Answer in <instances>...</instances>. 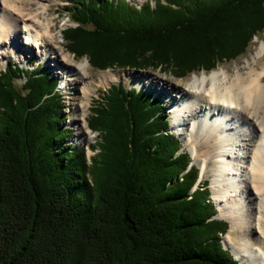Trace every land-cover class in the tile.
<instances>
[{
  "label": "trees",
  "instance_id": "1",
  "mask_svg": "<svg viewBox=\"0 0 264 264\" xmlns=\"http://www.w3.org/2000/svg\"><path fill=\"white\" fill-rule=\"evenodd\" d=\"M70 1L65 50L98 70L209 72L264 29V0ZM57 85L40 67L0 72V264H237L151 94L108 89L87 121L99 136L87 158L66 144Z\"/></svg>",
  "mask_w": 264,
  "mask_h": 264
},
{
  "label": "bare ground",
  "instance_id": "2",
  "mask_svg": "<svg viewBox=\"0 0 264 264\" xmlns=\"http://www.w3.org/2000/svg\"><path fill=\"white\" fill-rule=\"evenodd\" d=\"M53 1L0 0V58L20 51L24 54L18 43L21 34L29 50L42 49L41 60L46 53L52 54L48 59L59 67L62 80L67 74L64 89L69 91V108L77 115V137L85 142L90 139L84 129L94 83L132 77L144 84L154 82L151 88L158 94L168 90L171 100L179 95L173 116L177 113L175 122L187 133L184 146L191 148L201 174L208 167L215 169L212 192L218 217L230 225L227 247L241 264H264V41L232 73L218 68L192 75L183 85L166 79L160 84L149 76L125 71L89 75L87 61L75 62L59 49L52 32L54 19L48 14ZM238 120L242 124L239 134L234 125ZM238 146L241 154L235 151Z\"/></svg>",
  "mask_w": 264,
  "mask_h": 264
},
{
  "label": "rangeland",
  "instance_id": "3",
  "mask_svg": "<svg viewBox=\"0 0 264 264\" xmlns=\"http://www.w3.org/2000/svg\"><path fill=\"white\" fill-rule=\"evenodd\" d=\"M124 2L127 3L128 5L133 6L135 9L138 10L145 4H148L151 7H154L156 0H124ZM49 5L50 6H49L48 14L49 16H51V18L54 19V23L52 24V29H53L52 32L56 38V41L59 43V49L62 50L64 53L69 54L65 50V41L62 39V32L64 31L65 28L74 26V23L70 20V11H69V8L73 6V2H71L70 0H55L51 2ZM261 41H264V29L252 39L246 51L242 55H240L239 57H237L236 59L232 61L225 62L219 65L215 69L225 68L229 73H232L233 70L242 66L243 64H245L247 60L250 59V55L253 54L256 46H258ZM24 42H25L24 35L21 34L20 41L18 43L20 44V46L22 44V48L25 51L24 54H22L20 51L17 54L12 53L10 58L8 59H5L3 57L0 58V72H3L9 64L14 65L16 67H21L23 69H33L36 67L38 68L40 67L44 69L46 72L52 74L53 78L57 79L58 81V85L56 88L57 94L61 96L62 98V115L64 119L63 126L70 130V138L66 140V144L70 146H74V147H81L83 151L85 152V156L87 158H89L90 156H93L97 152L95 145H96V142L99 141V136L96 132H92L91 130L88 129L87 121L89 120L92 114V110L95 107H98V106L100 107L101 105H103V103H105L106 101L105 95H104L105 92H107V90L110 89L112 86L118 85L120 83L123 84L126 90L133 89V88L137 90H144L145 92L152 94V99H155L156 97V100L163 106L165 118L169 120V126L165 132H170L174 136V138L178 140L180 144L179 151L188 152L190 155L191 165H193L197 169L198 178H197L195 185L191 189L190 193H193L197 188H200L203 185L207 184L209 194H210V200L212 201V204L214 206V212H215V214L213 215L211 219L212 220H222L221 218L218 217V207H217L218 205H217L216 199L212 192V181L214 177L213 172L215 169H213L214 167H208L206 168L205 173L203 175L201 174L200 165L198 162L194 161L191 148L184 146V139L187 133H185L182 126H179V124H176L175 122V116L177 113L175 114V116H173V110H176L175 107L179 101V95L176 97V99L171 100V95L170 94L166 95L168 90H166L165 92H162V94L161 93L158 94L157 91H154V89L151 88L153 87V85H155L154 82L151 85L144 84L143 83L144 80H142L143 82H141V80H136V79H133L132 77L120 78L118 81H113V82H109L106 84H100L98 86H96L94 83L92 85L94 93L90 100V105H89L87 115L85 118L86 127L84 129V131L88 134L90 139L88 142L82 141L80 138L77 137L78 127H77V124H75L77 115L72 113L69 108V103H70V101L68 100L70 98L69 91L64 89L65 87L64 84L66 81L65 77H67V74L64 73V80H62L61 74L58 73L59 67L54 62L50 61L51 58L48 59V57L51 56L52 54L46 53L45 59L41 60L39 58V50L41 51L42 49L41 48L36 49V52L35 51L33 52L32 50H29L26 47ZM69 55L73 57L72 54H69ZM46 59H48L47 62H45ZM54 59L55 58H52L53 61ZM73 59L75 62H81L84 60L87 61L86 58L84 57L82 58L73 57ZM51 65H53V67H56V68L51 69L52 68ZM105 71H110L112 73H117L119 71H125V72L134 73V74H142L143 76L145 75V76L151 77L152 79L153 78L156 79V81H158L160 84H163V79H166L169 82H172L178 85H183L186 80L192 77V75L205 72V71H200L197 73L189 74L188 76L183 77V78H178V77L173 76L170 72H162L159 70L137 71V70L115 69V68L98 70V69H94L90 67L88 64L87 72L89 75H97ZM23 82H24L23 80L18 79L16 81V84L18 87H20L23 84ZM235 119L237 120L238 116H236ZM237 122H238V125L237 124H234V125H236L237 127L236 132L239 134L241 133L240 129H241L242 124H240L239 120ZM238 144L241 145L242 142L238 141ZM91 147L93 148L95 147L94 150L90 149ZM235 151L240 152V154L242 152L239 146L235 147ZM239 161H240V165H242L243 160L238 158V162ZM222 221L226 222L227 224V230H226V233H227V231L229 230V226H230L229 222L225 220H222ZM226 233L223 236H221L222 247L223 249L229 252L231 257L236 261L237 264H241L240 262H238V260L232 254L231 250L226 245V241H225Z\"/></svg>",
  "mask_w": 264,
  "mask_h": 264
}]
</instances>
